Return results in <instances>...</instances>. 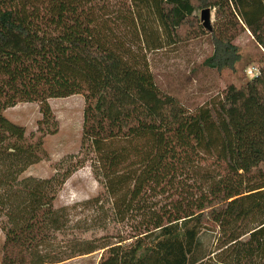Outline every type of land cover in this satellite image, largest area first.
Instances as JSON below:
<instances>
[{
    "label": "trees",
    "instance_id": "obj_1",
    "mask_svg": "<svg viewBox=\"0 0 264 264\" xmlns=\"http://www.w3.org/2000/svg\"><path fill=\"white\" fill-rule=\"evenodd\" d=\"M94 1L0 0V264L97 251L98 264H264V0H126L148 4L169 44L182 42L196 10H215L221 24L208 31L213 53L203 65L218 72L236 70L235 31H250L262 51L258 74L194 111L158 87L131 46L98 28L87 12ZM74 95L85 99L80 153L50 178H22L59 131L49 100ZM19 103L40 106L30 136L4 114ZM88 163L102 192L57 208ZM104 204L139 221L116 242L75 238L56 248L54 237L72 225L86 233L106 222ZM210 224L220 231L215 255L201 239Z\"/></svg>",
    "mask_w": 264,
    "mask_h": 264
},
{
    "label": "rangeland",
    "instance_id": "obj_2",
    "mask_svg": "<svg viewBox=\"0 0 264 264\" xmlns=\"http://www.w3.org/2000/svg\"><path fill=\"white\" fill-rule=\"evenodd\" d=\"M87 8H89L87 12L94 18L98 28L105 34H112L118 41L131 46L139 57L147 61L158 87L175 97L191 111L220 102L230 85L240 87L245 80L253 78L250 69L259 70L261 67L262 51L250 31L241 25L235 31L234 43L242 55V61L237 65L236 70L218 72L206 68L203 63L212 55L213 46L210 33L202 25L200 9L194 13L197 21H193L182 29V42L169 44L148 4L126 0H96L88 4ZM211 12L212 27L216 29L221 21L217 20L215 10ZM200 28L206 34L203 33L201 36ZM196 30H198V37L191 38L192 34H196ZM49 103L59 123V131L45 138L44 149L47 152V158L31 166L22 178H50L62 162L67 163L71 157L80 153L84 97L74 95L69 98L50 99ZM4 114L11 121L24 126L27 136L37 131L38 121L42 118L38 103H19L8 108ZM262 167L264 168V164ZM101 192L102 187L96 178L93 166L88 163L67 180L57 196L55 206L60 208L78 205L98 196ZM103 206L110 210L106 222L86 233L81 232L82 229H75L72 225L71 230L54 237L56 248L60 249L68 240L75 238L99 239L111 236V242H116L119 235L131 232L139 221L138 213L118 216L112 210L111 204ZM75 209L72 212L75 215L80 214L78 209ZM219 236L220 231L215 225L210 224L203 228L201 239L208 253L213 255L218 253ZM4 239L0 225V261ZM101 255L102 251H97L55 264H98Z\"/></svg>",
    "mask_w": 264,
    "mask_h": 264
},
{
    "label": "water",
    "instance_id": "obj_3",
    "mask_svg": "<svg viewBox=\"0 0 264 264\" xmlns=\"http://www.w3.org/2000/svg\"><path fill=\"white\" fill-rule=\"evenodd\" d=\"M211 11L212 10L210 8L203 9L200 17L203 27L209 32L213 30L211 23V15H212Z\"/></svg>",
    "mask_w": 264,
    "mask_h": 264
},
{
    "label": "built area",
    "instance_id": "obj_4",
    "mask_svg": "<svg viewBox=\"0 0 264 264\" xmlns=\"http://www.w3.org/2000/svg\"><path fill=\"white\" fill-rule=\"evenodd\" d=\"M250 74L252 75V77H255L258 74V69L256 68L250 69Z\"/></svg>",
    "mask_w": 264,
    "mask_h": 264
}]
</instances>
